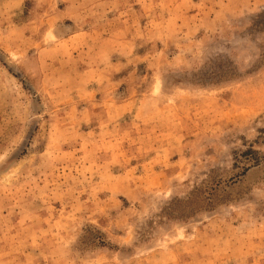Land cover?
Returning <instances> with one entry per match:
<instances>
[{
	"label": "rangeland",
	"instance_id": "obj_1",
	"mask_svg": "<svg viewBox=\"0 0 264 264\" xmlns=\"http://www.w3.org/2000/svg\"><path fill=\"white\" fill-rule=\"evenodd\" d=\"M0 264H264V0H0Z\"/></svg>",
	"mask_w": 264,
	"mask_h": 264
}]
</instances>
